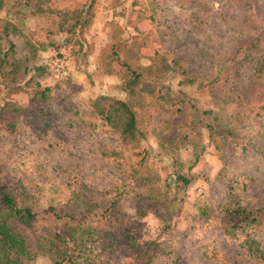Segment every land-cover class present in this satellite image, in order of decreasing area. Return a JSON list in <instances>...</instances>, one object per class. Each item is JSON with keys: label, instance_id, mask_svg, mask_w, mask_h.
<instances>
[{"label": "rangeland", "instance_id": "obj_1", "mask_svg": "<svg viewBox=\"0 0 264 264\" xmlns=\"http://www.w3.org/2000/svg\"><path fill=\"white\" fill-rule=\"evenodd\" d=\"M1 1L0 18L17 27L9 39L18 57L46 66L38 80L55 86L44 115L19 118L14 133L0 124L3 174L19 182L38 212L32 244L45 234H63L74 225L72 217L89 222L103 193L125 184L122 217L139 246L154 244L148 258L137 261L126 246L110 253L91 241L88 247L108 264H264L242 245L247 236L264 252V120L256 114L264 99V0H42L51 9L42 13L24 0ZM82 9L88 23L67 30ZM157 53L177 59L198 79L181 90L197 110L184 114L200 124L202 159L187 170L191 148L181 149L189 182L176 187L170 180L167 197L148 199L126 179L130 154L88 101L100 94L125 98L119 77L105 69L145 66ZM56 58L65 63L59 77L49 66ZM165 76L180 90L177 71ZM4 101L23 104L26 95L8 92L0 81V106ZM169 117L156 114L153 128ZM142 148L158 151L156 135ZM152 163L163 177L173 170L164 152ZM240 207L261 214L260 224L234 226ZM34 264L52 260L40 253Z\"/></svg>", "mask_w": 264, "mask_h": 264}, {"label": "trees", "instance_id": "obj_2", "mask_svg": "<svg viewBox=\"0 0 264 264\" xmlns=\"http://www.w3.org/2000/svg\"><path fill=\"white\" fill-rule=\"evenodd\" d=\"M24 1L25 4L34 7V13L51 10L49 7H43L42 0H35L34 3H31V0ZM1 7L0 0V9ZM85 11L82 9L72 14L71 17L75 20L67 30L72 31L76 26L81 27L88 23L87 19L83 20ZM16 29L13 22L0 18L1 84L10 93L26 95V101L23 104L17 101H4L0 106V124L9 133L16 132L19 118L25 115H44L42 105L49 103L50 94L55 88V86L44 85L38 80L39 76L47 72L46 66L37 64L29 66L26 60L18 57L15 44L9 39L15 34ZM157 57H159L158 53ZM151 60L152 62L145 66L131 67L124 64L123 74L120 71L105 69V74L114 73L119 77L117 85L125 93V98L100 94L88 101L90 112L119 137L120 145L130 154L126 179L142 189L141 193L148 199L167 197L166 189L171 182L176 187L189 182L187 175L182 171L184 160L180 159L181 149L191 148L192 159L187 162V170L202 159L201 149L197 150L200 124L191 115L188 117L184 114L191 109V113L194 111L196 113L197 110L193 105L188 107L189 96L185 97V93L181 90L186 86H193L198 80L196 75L186 70L177 59L168 60L161 55L158 59L152 57ZM49 66L55 72L50 64ZM30 70L33 74L23 83V78L29 74ZM169 71L179 73L180 79L177 85L181 91H175L169 83L164 82L165 74ZM201 85L202 83H198L196 86L198 88ZM247 101L248 104L251 100ZM259 103L261 111L259 110L256 114L264 120V99ZM164 112L169 113L170 117L162 120L154 129V117ZM171 131H173L172 134H170ZM148 135H156L159 152L154 149H140L142 141ZM162 152L167 154L173 167L172 172L166 173L164 177L154 169L153 163L149 164L150 158ZM134 155L138 156V159H134ZM125 189V184H122L107 190L108 197L105 196L106 193H103L104 201L99 211H92L89 222L86 218L72 217L74 225L66 226L63 234L57 232L42 235L33 245L38 212L34 210L31 196L18 181L10 180L3 174V166L0 164V264H34L35 258L40 253L47 254L52 264H108L106 260L99 257L100 252H96L93 247L92 250L88 247L91 241L92 245L109 249L110 253L126 246L133 250V257L137 261L146 260L154 243L149 242L139 246L134 229L122 217L121 201ZM236 211L239 218L234 226L241 230H248L254 223L260 224V218L263 217L260 214L259 218L258 214H253L244 207ZM52 215L60 218L57 213ZM91 221L92 224H90ZM256 243L255 239L246 236L242 245L248 248L251 256L263 261L264 252L258 251Z\"/></svg>", "mask_w": 264, "mask_h": 264}, {"label": "built area", "instance_id": "obj_3", "mask_svg": "<svg viewBox=\"0 0 264 264\" xmlns=\"http://www.w3.org/2000/svg\"><path fill=\"white\" fill-rule=\"evenodd\" d=\"M54 69H55V75L58 77L65 74V67H64V61L60 60L59 58H56L54 61L49 63Z\"/></svg>", "mask_w": 264, "mask_h": 264}]
</instances>
